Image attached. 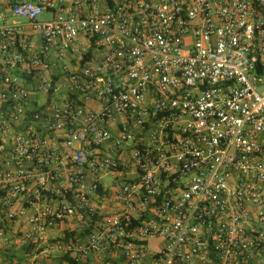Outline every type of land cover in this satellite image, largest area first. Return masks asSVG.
Returning <instances> with one entry per match:
<instances>
[{
  "label": "built area",
  "instance_id": "obj_1",
  "mask_svg": "<svg viewBox=\"0 0 264 264\" xmlns=\"http://www.w3.org/2000/svg\"><path fill=\"white\" fill-rule=\"evenodd\" d=\"M0 239L264 264V0H0Z\"/></svg>",
  "mask_w": 264,
  "mask_h": 264
},
{
  "label": "crops",
  "instance_id": "obj_2",
  "mask_svg": "<svg viewBox=\"0 0 264 264\" xmlns=\"http://www.w3.org/2000/svg\"><path fill=\"white\" fill-rule=\"evenodd\" d=\"M0 247L3 248L2 250L5 253L4 257L0 259V264H19V263L21 264L29 256L26 248L21 247L20 245L7 246L4 240L1 239H0Z\"/></svg>",
  "mask_w": 264,
  "mask_h": 264
},
{
  "label": "rangeland",
  "instance_id": "obj_3",
  "mask_svg": "<svg viewBox=\"0 0 264 264\" xmlns=\"http://www.w3.org/2000/svg\"><path fill=\"white\" fill-rule=\"evenodd\" d=\"M51 18H52V16L50 14L45 13V14H43V15H41L39 17V21L40 22H45V21H47V20H49ZM12 23L13 24H17V25H21V26H24V27H27V25L29 24L28 21L23 20L21 18H12Z\"/></svg>",
  "mask_w": 264,
  "mask_h": 264
}]
</instances>
